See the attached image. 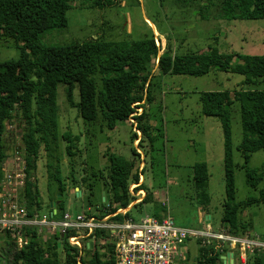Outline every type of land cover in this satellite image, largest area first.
<instances>
[{"label":"rangeland","instance_id":"obj_1","mask_svg":"<svg viewBox=\"0 0 264 264\" xmlns=\"http://www.w3.org/2000/svg\"><path fill=\"white\" fill-rule=\"evenodd\" d=\"M83 1L71 2V8L66 12L67 25L45 31L40 37L43 45H66L91 38L119 42L155 37L161 53L166 48L169 52L172 50L182 54L204 52L209 47H216L220 53L264 54V18H226L217 11V0H116L111 5L92 7ZM162 38L163 46L159 41ZM166 41L168 44L165 47ZM18 56L19 49L13 41L0 37V61ZM151 75L150 92L153 100L141 102L142 107L137 108L138 113L144 112L146 134L136 129L134 119L119 120L110 129L99 118L95 122L84 120L77 108L67 102L65 85L57 84L58 140L54 156L58 158L48 156L40 145L35 168L30 170V178L36 184L41 203V209L35 211L37 215L48 216L50 210L54 209L51 205L54 202V190L48 184L46 164L55 161L61 179L67 184L60 198L64 199L66 209H70L72 214L84 211L87 207L89 212L95 214H103L107 207L114 208L116 203L104 187L107 153L114 152L134 162L132 173L139 171L142 165L139 171L142 180L139 182L143 187V196L138 203L129 206V216L137 219L144 214L163 210L176 225L204 229L207 221L205 215H209L213 229L226 228L220 222L225 199L223 132L218 117L202 114L199 93L239 88L264 89V77L247 84L242 82V75L216 68L195 76L175 74L167 72L157 60L153 61ZM72 97L74 102L79 99L76 86ZM21 129L22 122L18 117L6 123L2 141L7 149V167L19 168L20 161L16 160L15 151L23 146ZM65 132L77 137L70 148L72 155L66 152L69 141L62 137ZM229 132L234 202H239L247 197L258 196L259 189L264 188V181L256 188L250 187L245 181V166L238 148L242 140V127L236 101L230 106ZM135 135L139 139L135 141L136 144L133 142ZM133 150L138 155L133 154ZM198 162L206 165L207 181L203 194H206L207 200L204 204L195 199L191 181V167ZM262 163L264 152L256 150L251 152L246 167L259 168ZM98 170H102L101 173ZM87 184L92 185L91 193L86 191ZM4 188L2 193L7 196L9 188ZM19 197L25 206L23 192ZM135 197L139 198L140 195L133 196V199ZM12 201L13 198H10L8 203ZM240 218L249 222L245 233L250 234V237L258 235L262 239L264 203L247 206L240 213ZM53 234L55 232L46 227L37 231L41 243L47 242ZM6 241L8 237L5 231L0 230V264H7L10 258L5 252L8 247ZM184 244L183 264H196L198 245L203 244L201 238L190 234ZM95 249L101 252L105 250L98 243ZM58 254L63 259L62 247L58 249ZM234 262L233 258L232 264Z\"/></svg>","mask_w":264,"mask_h":264},{"label":"trees","instance_id":"obj_2","mask_svg":"<svg viewBox=\"0 0 264 264\" xmlns=\"http://www.w3.org/2000/svg\"><path fill=\"white\" fill-rule=\"evenodd\" d=\"M72 1L0 0V37L11 39L19 49L17 58L0 61V183L3 178L2 162L7 157V149L2 141L6 123L18 117L22 122L20 139L25 164L22 192L29 215L41 209L36 184L30 178V170L36 165L39 146L47 151L48 156H54L57 148V84L65 85L67 102L77 108L84 120L95 122L99 118L110 129L119 120L134 119L136 129L146 134L144 112L138 113L137 108L142 107L141 102L153 100L150 80L154 60L162 63L167 72L175 74L195 76L216 68L242 75V82L247 84L264 77V54L220 53L216 47H209L204 52L182 54L172 50L169 52L166 48L158 55L161 47L155 43V37L119 42L91 38L66 45H43L40 37L45 31L67 25L66 12L71 8ZM115 1L83 2L92 7L111 5ZM217 3V11L226 18H264V0H217ZM167 44L166 41L165 47ZM75 86L79 96L76 102L72 97ZM234 101L238 103L242 127V140L238 148L245 166V181L250 187L256 188L264 181V163L254 169L246 167V163L251 152H264V89L239 88L199 93L202 114L218 117L223 132L225 199L220 222L229 233L243 235L249 222L241 220L240 213L249 205L264 203V188L259 189L256 197L234 202L229 132L230 106ZM62 137L69 141L66 152L72 155L70 148L77 137L70 136L69 132L63 133ZM137 138L135 135L134 139ZM133 154L138 155L134 150ZM54 158L58 157L55 155ZM107 160L104 187L111 200L124 208L131 200L128 184L139 181V171L132 173L134 162L120 154L109 152ZM191 169L195 199L204 204L207 200L206 194H203L207 181L206 165L198 162ZM46 171L48 184L54 190L52 200L56 212L52 217L59 218L66 210L62 197L67 184L61 179L56 161L47 163ZM98 171L101 173L102 170ZM70 178L74 183L72 174ZM139 188L143 189L140 184L136 189ZM92 189V185L87 184L86 191L91 193ZM58 195L62 197L58 198ZM162 211L153 215L160 219ZM124 216H128V210L114 219L121 220ZM21 231L25 243L17 246L15 236L5 230L8 237L5 252L10 257L7 264H114L110 244L103 245L105 250L101 252L95 249L96 243L93 242L92 246L83 248L81 255L77 247L66 240L71 231L61 236L55 232L45 243H41L33 226H23ZM94 235L97 239L99 232L95 230ZM198 246L196 264H224L217 248L212 245ZM60 247L64 249L63 259L58 254ZM245 262L264 264V251L254 248L246 256Z\"/></svg>","mask_w":264,"mask_h":264},{"label":"built area","instance_id":"obj_3","mask_svg":"<svg viewBox=\"0 0 264 264\" xmlns=\"http://www.w3.org/2000/svg\"><path fill=\"white\" fill-rule=\"evenodd\" d=\"M17 150L15 158L20 161L19 168L7 167L6 157L2 162L3 178L0 183V230L13 234L17 246L25 243L21 228L33 226L36 233L43 230V227L60 235L71 231L66 240L70 245L77 247L81 255L83 248L92 246L93 242L101 244L103 248V245L110 244L114 264H183L184 243L190 234L201 238L202 245L206 243L205 246L212 245L217 248L221 253V259L226 252H232L229 264H232L233 258L235 264H246V256L252 253L254 248L264 251V239L260 236L253 235L254 238L248 233L234 235L224 227L213 229L209 220L205 221L204 229H189L176 225L166 213H163L160 219L153 214H144L137 219L129 215L121 220L114 219L118 214L124 215L129 206L141 200L143 189H136L142 180L140 172V182H131L128 186L131 200L124 208L116 203L113 211L107 207L103 214L89 212L87 207L86 210L75 214L66 209L59 218L52 217L56 212L55 208L48 216H39L35 212L29 215L19 197L20 193L22 195L25 181L23 146ZM141 169L140 164L139 171ZM4 187L9 188L8 197L2 193ZM136 195L140 197L133 199ZM10 198H13L12 203H8ZM8 205L10 207H7ZM95 230L99 232L97 239L94 235Z\"/></svg>","mask_w":264,"mask_h":264},{"label":"water","instance_id":"obj_4","mask_svg":"<svg viewBox=\"0 0 264 264\" xmlns=\"http://www.w3.org/2000/svg\"><path fill=\"white\" fill-rule=\"evenodd\" d=\"M58 198H60V195H58ZM51 205L54 207L55 202H52ZM232 256H233V253L232 252H226L225 255H224V258L222 257V259H223L222 262L224 264H229L231 262Z\"/></svg>","mask_w":264,"mask_h":264},{"label":"crops","instance_id":"obj_5","mask_svg":"<svg viewBox=\"0 0 264 264\" xmlns=\"http://www.w3.org/2000/svg\"><path fill=\"white\" fill-rule=\"evenodd\" d=\"M154 33H155V34H158L157 30H154ZM155 39H157V38H155ZM159 41H160L161 45L163 46V44H164V38H162V40L159 39ZM160 54H161V52L158 53V55H160ZM137 139H138V138H137ZM135 141H136V139L133 140L134 143H135ZM135 144H136V143H135ZM205 217L207 218V220L210 221V216H209V215H205Z\"/></svg>","mask_w":264,"mask_h":264}]
</instances>
